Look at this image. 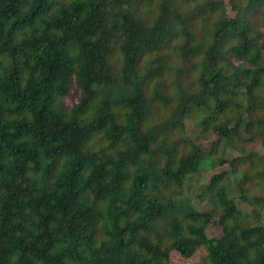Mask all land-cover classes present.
<instances>
[{
  "label": "trees",
  "instance_id": "1",
  "mask_svg": "<svg viewBox=\"0 0 264 264\" xmlns=\"http://www.w3.org/2000/svg\"><path fill=\"white\" fill-rule=\"evenodd\" d=\"M229 4L0 0V264H264V196L246 226L214 175L199 212L184 190L216 158L171 136L194 115L205 139L264 146V0Z\"/></svg>",
  "mask_w": 264,
  "mask_h": 264
},
{
  "label": "rangeland",
  "instance_id": "2",
  "mask_svg": "<svg viewBox=\"0 0 264 264\" xmlns=\"http://www.w3.org/2000/svg\"><path fill=\"white\" fill-rule=\"evenodd\" d=\"M221 1L225 6L227 15L233 16L235 13L231 9L229 0ZM243 1L244 0H239L240 3H243ZM246 2H248V0H246ZM173 61H175V59ZM177 63L176 61V64ZM136 90L137 87L135 84H120L119 86L109 88V92L115 96L134 93ZM155 107L156 111L154 115L158 119L167 116L165 107L157 103H155ZM193 117L194 115L183 120V133H178L176 130L171 133L173 140L178 143L177 145H183L182 143L185 140L192 139L200 145L205 152L213 154L216 161L211 168L207 169L204 167L198 174L189 179L184 190L185 197L190 200L191 204H193L199 212L210 210L211 206L209 204L198 201V194L202 192L203 187L206 186L214 175L220 176L223 174L229 182L228 195L230 199L234 201L242 213L244 224L246 226L251 225L253 219L251 215L252 210H258L259 207L252 206L250 202L255 197L264 196V177L256 176V172L264 168V146L256 143L250 145L243 144L240 146L239 151L236 148L232 149L226 147L216 133H212V135L205 139V137L200 136L199 128L194 125L195 119H193ZM250 153L256 154L255 157H252V164L248 159L245 160L243 157ZM240 176H247V178L245 181H240ZM245 200L250 202H245ZM262 210V218H264V209ZM219 217L220 216H211L209 218L207 234L212 239H219L222 236ZM205 257L206 252L202 249H198L188 258L182 257L176 251H172L170 253V262L172 264H202Z\"/></svg>",
  "mask_w": 264,
  "mask_h": 264
}]
</instances>
